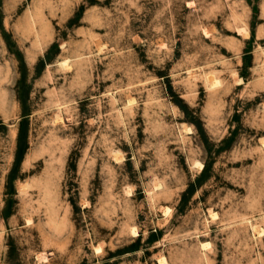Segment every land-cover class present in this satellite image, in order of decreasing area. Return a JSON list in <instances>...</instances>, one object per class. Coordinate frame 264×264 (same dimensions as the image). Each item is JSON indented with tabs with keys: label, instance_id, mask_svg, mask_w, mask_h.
Masks as SVG:
<instances>
[{
	"label": "rangeland",
	"instance_id": "1",
	"mask_svg": "<svg viewBox=\"0 0 264 264\" xmlns=\"http://www.w3.org/2000/svg\"><path fill=\"white\" fill-rule=\"evenodd\" d=\"M263 229L264 0H0V264H264Z\"/></svg>",
	"mask_w": 264,
	"mask_h": 264
},
{
	"label": "bare ground",
	"instance_id": "2",
	"mask_svg": "<svg viewBox=\"0 0 264 264\" xmlns=\"http://www.w3.org/2000/svg\"><path fill=\"white\" fill-rule=\"evenodd\" d=\"M65 65H66V64H65ZM218 82H219V80H218V81H216V80H212V83H213L212 85L215 86L216 84H219V83H220V82H219V83H218ZM187 130H189V129H187ZM199 165H201V164L199 163ZM159 186H160V185H159ZM20 187H21V186H20ZM23 188H24V187H23ZM19 191H20V190H19ZM132 231H133L134 234H137V230H136L135 228H133ZM260 233H261V234L264 233V229L261 230ZM137 236H138V235H137ZM202 246H203V248L207 249V248H209L210 244H209V243H203ZM98 247H99V246H98ZM96 249H97V248H96ZM99 249H101V247H99ZM97 250H98V249H97ZM97 250H96V251H97ZM45 257H46V256H45ZM38 258H39V257H38ZM41 258H42V256H41ZM44 259H45V258H44ZM40 260H41V259H40ZM42 260H43V259H42ZM158 261H159V260H158ZM160 262H162V261H160Z\"/></svg>",
	"mask_w": 264,
	"mask_h": 264
}]
</instances>
